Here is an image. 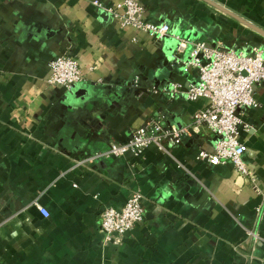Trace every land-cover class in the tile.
I'll use <instances>...</instances> for the list:
<instances>
[{
	"label": "crops",
	"instance_id": "obj_1",
	"mask_svg": "<svg viewBox=\"0 0 264 264\" xmlns=\"http://www.w3.org/2000/svg\"><path fill=\"white\" fill-rule=\"evenodd\" d=\"M93 1L0 0V264H264V85L259 106L241 114L250 176L198 159L215 151L205 129L166 153L152 145L138 159L102 156L161 111L184 127L206 105L167 95L197 80L186 56L174 57L173 35L247 55L264 49V36L202 0H137L146 21L170 25L161 40ZM212 1L264 31V0ZM61 55L83 74L69 91L47 83ZM136 191L144 221L106 242L103 210Z\"/></svg>",
	"mask_w": 264,
	"mask_h": 264
},
{
	"label": "built area",
	"instance_id": "obj_2",
	"mask_svg": "<svg viewBox=\"0 0 264 264\" xmlns=\"http://www.w3.org/2000/svg\"><path fill=\"white\" fill-rule=\"evenodd\" d=\"M93 5L105 9L122 27L132 28L161 40L171 34L169 24L146 21V8L137 0H123L111 7H104L101 2L94 0ZM172 37L176 41L174 57L179 59L181 55H185L184 71H195L197 80L187 86L172 83L167 95L170 99L183 97L188 102L203 99L206 105L192 115L191 125L184 127L168 124L166 114L161 111L134 130L128 142H110L108 151L102 156L123 158L130 154L138 159L152 145L166 153L167 144H181L191 131L198 133L205 129L216 138L215 151L212 154L201 151L198 159L212 167L232 163L240 175L250 176L242 161L245 149L239 141V130L242 126L248 127L242 121V112L259 106L254 93L255 86L264 85V49H254L247 55L221 43L212 48L205 42L192 41L179 34ZM49 67V86L69 91L83 81L82 70L73 56H58L50 62ZM138 84L135 81L136 89L139 88ZM84 164L85 162H79L77 166ZM143 200L144 196L136 191L131 193L124 206H109L103 210L101 232L105 235L106 242L120 244L128 232L144 221ZM38 208L48 217L42 207ZM249 235L254 240L257 239V234Z\"/></svg>",
	"mask_w": 264,
	"mask_h": 264
},
{
	"label": "water",
	"instance_id": "obj_3",
	"mask_svg": "<svg viewBox=\"0 0 264 264\" xmlns=\"http://www.w3.org/2000/svg\"><path fill=\"white\" fill-rule=\"evenodd\" d=\"M204 1L205 3L209 4L211 7L217 9L218 11H221L235 19H237L238 21H241L243 24H245L246 26L250 27L251 29H253L254 31H256L257 33L261 34L264 36V31L258 27H256L255 25L237 17L236 15H234L233 13H231L230 11H228L227 9H225L224 7H222L221 5L215 3L214 1L212 0H202Z\"/></svg>",
	"mask_w": 264,
	"mask_h": 264
}]
</instances>
